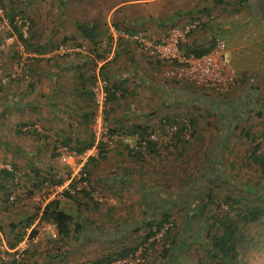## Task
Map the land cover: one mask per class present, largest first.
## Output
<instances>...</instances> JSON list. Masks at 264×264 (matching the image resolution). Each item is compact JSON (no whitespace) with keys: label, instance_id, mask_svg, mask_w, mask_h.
<instances>
[{"label":"rangeland","instance_id":"rangeland-1","mask_svg":"<svg viewBox=\"0 0 264 264\" xmlns=\"http://www.w3.org/2000/svg\"><path fill=\"white\" fill-rule=\"evenodd\" d=\"M72 1L84 2L11 0L7 13L22 15L29 21L24 43L17 38L5 11L0 13V169L15 166L19 172L17 186L10 176L0 174L1 262L15 256L6 254L7 224L23 212V196L35 177L33 168L44 172L52 169L54 179H58L66 168L56 155L63 147L60 143L67 135L72 136L69 148L75 149V138L84 140L90 132L89 124L85 127L81 123L79 110L88 109V98L78 94L80 86H76L73 66L69 68L67 64L71 54L76 56V51L85 52L90 47L97 55L105 53L103 58L110 57L108 63H112L121 44L119 38L113 41L111 34L96 46H78L71 37L65 41L63 33L79 29L65 26L63 21L85 17ZM87 1L98 4V0ZM159 1L156 7L161 5ZM217 1L213 18L208 15L214 30L204 43L209 44L213 37L225 40L223 57L237 75L232 91L220 93L196 87L167 78L163 71L152 74L141 70L132 80L104 74L110 89L120 84L117 101L108 103L107 120L111 129H116L113 119L122 114L117 132L123 139L107 151L105 158L97 154L86 165L89 183L103 195V201L96 203L88 193L75 195V200L58 197L72 213L73 224H81V230L69 239L58 234L53 238L48 231L39 230L43 222L38 224L39 239L26 243L19 264H80L141 244L149 232L146 223L156 222L163 213H169L172 222L167 228L168 250L164 252L163 238L155 239L154 244H150V238L141 246L145 247L143 264H215L208 252L211 239L204 236L213 229L215 214H224L233 207L232 202L227 207L225 198L264 209L259 197L264 196V177L250 160L252 142L241 132L254 136V143H259L264 152V0ZM106 2L107 6L118 3L125 8L132 3ZM152 5L145 3L146 7ZM198 13L187 11L173 20L159 18L161 23L155 25L157 33L152 36L161 37L173 27L198 19ZM96 68L90 64L85 71L98 72L100 76ZM132 105L136 114L129 111ZM164 116L180 123L194 116L197 120L188 136L184 130L177 138L174 131L158 132L161 143L156 152H150L148 147L138 148L140 154L134 152L136 148L132 146H136L137 138L133 140L128 135L132 123L148 126L151 131L160 126ZM1 186L12 190L16 197V202L6 208ZM232 211L239 233L235 264H264V212L257 221L245 222Z\"/></svg>","mask_w":264,"mask_h":264},{"label":"trees","instance_id":"trees-1","mask_svg":"<svg viewBox=\"0 0 264 264\" xmlns=\"http://www.w3.org/2000/svg\"><path fill=\"white\" fill-rule=\"evenodd\" d=\"M11 0H0V7L3 11L8 15L10 24H12V29L16 32L17 38L21 40L23 43L27 42V37L23 35L21 31V26L14 24L13 21L15 19L16 13L14 14H8L7 8L10 4ZM22 16V15H21ZM81 36L90 38V40H93L95 36L100 35L99 32H96V28H89L88 26H77ZM120 30V29H119ZM125 30V29H124ZM126 31V30H125ZM141 31V30H138ZM127 32V31H126ZM137 30L134 32L136 33ZM128 33V32H127ZM215 37L211 39V42L208 44V46H202L199 43H181L180 48L185 53H194L197 56H200L206 52L209 51L211 45L213 44V40ZM64 40L66 41L67 38L64 37ZM103 42L102 39H98L97 41H92V44H95V46L99 43ZM102 44V43H101ZM78 46H81L82 43L78 42ZM136 45V44H135ZM137 47V45H136ZM138 49V48H137ZM93 50V49H91ZM144 55V54H143ZM146 56V55H145ZM148 57V56H147ZM151 58V57H149ZM153 59V58H152ZM156 61H159L155 59ZM161 62V61H160ZM87 62H85V66L83 67L80 65L78 67V80L80 83L81 88V95L85 96V98H88V102L86 103L88 106V109L83 111L82 109L79 110L81 114V123L85 125V127L89 124L90 119L93 115L94 107H93V94L91 91L92 86L94 85L96 81V74L95 72L87 73L85 71ZM93 66H97L96 64H92ZM84 68V70H83ZM104 66L101 65L98 68V71L100 70V76L104 77L107 73L103 72ZM105 74V75H104ZM32 86V84H30ZM0 90H2V87L0 85ZM118 89H110V87L107 86V103L116 100V92ZM122 95V94H121ZM106 119L109 116V109L105 111ZM197 120V116L190 117L185 120L191 127L195 125V122ZM162 121L174 123L177 125L176 131L174 133V136L177 138V135H179L186 127V122H178L176 120H172L170 118H167L166 116L162 117ZM148 126H137V128L133 127L130 129L132 132H137L141 139L145 140V143L147 147L149 148L150 152H156L158 143L155 141L147 140L148 137ZM129 130V131H130ZM112 132H117L118 129H111ZM128 131V132H129ZM244 132L243 134L246 136L247 139H249L250 142H252L251 145V153H250V160L258 165L259 172L261 176L264 177V152L260 151V145L259 143H254L256 138L254 136H250L247 131H241ZM76 137V136H74ZM72 136L69 135L66 136V138L60 143L63 147H70V144H72ZM94 143V136L91 133V131L88 133L87 138L84 140H80L79 138H75V149L76 152L80 153L84 149L89 148ZM70 149V148H69ZM137 154H140V150H135ZM107 151L100 148L98 152V158H105ZM56 155H60V152L56 153ZM94 157H89L88 162L94 161ZM87 165V164H86ZM18 169L14 166L11 170L7 168H1L0 174L5 177H11L12 180H15V185L17 186L19 181H17L16 172ZM33 170L35 171V177L32 178V181L29 183L30 187L28 188L27 193L23 196V206L22 207V214L16 217L13 220L8 221L7 224V231L6 234V245L7 250L6 254H10L8 250L14 249L23 239L25 236H27L29 239H32L35 235L38 234V224L41 225V223L50 222L55 224L57 234L61 236L63 239H69L72 235V233L79 232L82 228L81 224H73V215L70 211L65 209L64 203L61 201L62 199L53 198L50 199L48 202H46L43 206L41 203L34 200V196L39 191V189L44 185L45 182H49L50 184H61L66 178L70 176V169L66 166L65 170L62 172L63 175L59 176V178L54 179L56 176L55 173L53 174L52 169H49L48 171L44 172L41 171L42 169L34 167ZM87 170V169H86ZM52 172V173H51ZM22 175V174H21ZM20 175V176H21ZM19 176V177H20ZM13 182V181H12ZM91 186V184H90ZM5 193L3 194L2 202L6 206H11V204H14L16 202V197L10 198L12 196V190H9L6 187L1 186ZM92 188V187H91ZM79 193L87 194L88 192L85 189L79 190L75 192L73 195L69 193V191L65 190L63 195L61 197L69 200H75V195H78ZM262 197V200L264 201V196L259 195V197ZM20 200V198H18ZM258 200V199H257ZM227 207H230V203H234L232 208H229L228 212H225L224 214H215L216 217H213L212 220V228L211 230L205 232L206 238L211 239V246L208 247V252L211 254V259L215 262V264H226L227 262H231L232 264H235L236 261V243H237V237L239 235L238 228L236 225V220L234 219L233 211L230 212V210L236 211L239 218L245 222H254L260 219V217L263 214V208L261 205L255 206V207H247L244 205L240 199H233L230 201L229 198H225L224 200ZM97 203V202H96ZM96 205V204H94ZM234 208V209H233ZM38 221V222H37ZM171 216L169 213H163L161 217L155 222L150 221L147 222L146 225L148 226L149 232L147 235L143 237L142 243L138 245H134L132 247L128 246L124 249H121L116 252L103 254L101 256L96 257L92 260L93 263H103L111 261L117 257L127 256L129 254L134 253L140 246L145 244L147 241H149L150 238H153L150 244H154V236H156L158 233H160L163 230V249L166 253L168 250L169 244L166 243L168 240V224H171ZM72 228H74L72 230ZM175 248V247H174ZM143 255H145V250L143 251ZM0 264H16V261L14 259L10 261H0Z\"/></svg>","mask_w":264,"mask_h":264},{"label":"built area","instance_id":"built-area-1","mask_svg":"<svg viewBox=\"0 0 264 264\" xmlns=\"http://www.w3.org/2000/svg\"><path fill=\"white\" fill-rule=\"evenodd\" d=\"M2 12L0 8V13ZM13 23L20 25L23 35L26 36L29 21L26 18H21V16H15ZM199 27L200 21L192 19L181 27H173L158 38L149 36L144 31L130 34L124 29H114L111 36L113 37V41H116L119 37L130 39L137 45L138 51L141 54L164 63L163 75L167 78L185 81L196 87L220 93H229L236 85L237 75L233 66L223 57V51L226 47L224 39L215 38L209 51L200 56L194 53H185L180 48V44L189 42L190 34ZM107 86V80L99 76L97 72L96 81L91 88L94 111L89 122V129L94 136V143L91 147L84 149L80 153L68 147L58 149L60 152V162L67 166L71 173L61 184L44 183L34 196V200L41 203L42 206L50 199L61 197L65 190L73 195L76 191L85 189L95 202L103 201V195L97 189H92L90 186L86 164L89 157L98 154L100 148L109 151L115 148L117 143L123 139L122 133L111 131V126L105 116V111L108 108ZM162 122L160 126L148 132L147 140L161 143L156 136L158 132L171 133V131H176V126L171 125L169 122ZM189 132H191V126L187 123L184 133L187 135ZM135 145L132 147L136 149L147 146L145 140L140 137H137ZM7 169L11 170L12 168L7 167ZM15 172L16 176H18V170ZM10 198H13V195ZM41 229L48 231L53 238L57 236V230L53 223L46 222L39 230ZM41 231L32 239L25 236L14 249L8 250L11 253H15L12 259L16 261V264L20 262V255L24 252L27 246L26 243L28 241L36 242L39 239ZM162 235L163 230L154 236V239L159 241L162 239ZM144 250L145 247L140 246L134 253L117 257L108 262L93 263L92 261H86L80 264H143L145 259L143 255Z\"/></svg>","mask_w":264,"mask_h":264},{"label":"crops","instance_id":"crops-1","mask_svg":"<svg viewBox=\"0 0 264 264\" xmlns=\"http://www.w3.org/2000/svg\"><path fill=\"white\" fill-rule=\"evenodd\" d=\"M107 0H98V4L95 5H90V2L87 0H84V2H79V1H72L76 3L80 8L79 10H82L83 14L85 17L82 19L75 18V19H65L63 22H65L66 25H73V26H88L89 28H96V32H99L100 35L95 36L93 40H90V38L81 36L80 31L78 30L77 32L74 31L73 29H70L68 33H63V35L73 42H81L82 44L87 43L89 45H92V41H97L99 38L104 41V37L107 35H110L113 33V30H119V29H125L128 33L132 34L136 30H147L146 33L148 35L157 33V28L156 24H160L161 21L159 18H168L174 19V18H181V16H184L185 12L187 11H198L200 16L198 17V20L200 21V26L202 30L199 29L197 30L200 33H196L197 31H193L190 35L189 38V43H199L202 46H208V44L204 43L206 42L210 36V33L213 32V21L212 19H208V15L212 16L213 18V12L218 10V3L219 1L217 0H147V1H133L130 0L132 3L130 5H126V8L124 5L118 4V3H112L109 6L106 5ZM159 1L161 5L156 7L155 2ZM145 3H152L153 5L150 7H146ZM85 4V5H83ZM132 5V6H131ZM136 5V6H135ZM151 5V4H148ZM135 6V7H134ZM124 7V11L116 15V12ZM160 11V14L157 15V12ZM223 22V21H222ZM220 22L219 24L221 25ZM219 25V27H220ZM203 26V27H202ZM70 34V35H68ZM71 34L73 36H71ZM68 35V36H67ZM154 37V36H153ZM47 40V39H46ZM119 42L121 44L119 47H117V51L114 54L115 57L113 58V62L110 61V57L103 58L105 57V53L102 55H97L94 50L89 49L85 52H82L81 50L76 51V56L75 53L73 52L71 54V59L67 62L69 65L68 67L73 66V71L75 76H78V67L82 65L83 67L85 66V62H87L86 68L90 64H96L97 63V68L96 70L103 65V72L107 73L106 75L109 74H114V76L124 78V77H129L131 80L135 78V75H138L141 70H146L148 72H152V74H158L159 72H162L164 70V63L160 61H156L155 59L149 58V57H144L143 59L135 47V43L131 41L130 39L128 40L127 38L119 37ZM117 45V43H116ZM83 47V46H82ZM99 59V60H97ZM111 64L110 67H108ZM62 66V65H61ZM96 67V66H94ZM84 70V68H83ZM54 74L57 73V68L54 69ZM113 71V73L111 72ZM112 76V75H111ZM74 77V78H76ZM55 80H57L56 76L53 77ZM118 79V78H117ZM76 86H80L78 78L76 79ZM57 83V82H56ZM136 83V80L135 82ZM119 82L116 83L115 86L112 87V89H119ZM134 86V85H133ZM133 86L129 87L132 88ZM124 87V86H123ZM125 88V87H124ZM78 94H81V88L78 90ZM118 91H117V93ZM72 98V96H71ZM117 101L114 100L113 102ZM133 105L129 111H134L133 113L136 114V107L133 109ZM110 114V113H109ZM122 115V114H121ZM116 116L113 120L116 119L114 125H116L119 129L121 126V122L119 119H122V117ZM137 126L140 127V125L133 124L129 127V130L132 129L133 127L137 128ZM144 126V125H143ZM128 130V131H129ZM125 131V130H124ZM129 137H131L133 140L137 137H140L137 132H132L131 130L128 132ZM147 147V146H146ZM128 148V147H127ZM141 148V147H139ZM158 149V146L156 147ZM138 149V148H137ZM136 149V150H137ZM132 150V149H131ZM140 150V149H138ZM141 151V150H140ZM135 152V151H134Z\"/></svg>","mask_w":264,"mask_h":264}]
</instances>
